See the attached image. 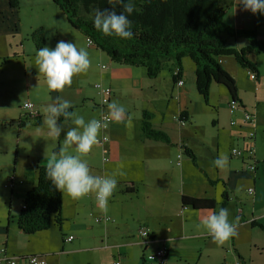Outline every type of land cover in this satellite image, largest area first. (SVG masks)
<instances>
[{"label":"rangeland","instance_id":"obj_1","mask_svg":"<svg viewBox=\"0 0 264 264\" xmlns=\"http://www.w3.org/2000/svg\"><path fill=\"white\" fill-rule=\"evenodd\" d=\"M18 1L20 27L23 28L21 46L18 45V40L12 37L9 40L7 37L0 39V50L4 52L0 56V244H5L11 253H17L16 248L24 249L22 254L38 249L42 255H52L53 264H141L143 246L138 232L144 230V222H138L136 218L131 219L129 213L136 215L138 211L137 216L149 215L150 219H153L152 214L158 210L161 202L166 203L165 209L176 213L180 209V195L183 191L187 195L209 196L213 192V186H210L207 180L220 179L226 182L229 179L232 185V188L228 189L231 199L226 208L229 210V221L236 223L237 235L219 244L208 234L203 225L204 219L197 220V214H194L196 219L182 220V232L179 234H191L196 239H175L176 242L186 245L185 250L190 258L178 264H201L208 254L206 251L211 253V264H231L238 261L234 250L246 264H264V167L259 169L260 173L256 171L253 175L240 159L230 156L232 149H245L244 144L250 133L254 134V155L257 158L264 156V88L258 87L248 79V70L240 68L233 57H222L223 68L228 70L235 80L246 110L253 115L255 128L251 129L230 124V121L244 117V113L238 110L235 114H230L231 101L224 86L212 84L207 102L203 100L195 88L191 73L193 63L189 58L183 57L186 67L185 79L191 88H188L186 96L185 109L188 118L180 116V119H185L184 125L181 126L175 120L178 116L176 101L169 100L163 85L164 81L170 82L169 68L172 75V71L177 67L172 60L167 62L161 71V86L156 87V93L148 88L141 93L124 97L122 91L125 87L117 86L116 81L112 85L106 83L108 73L111 74L109 66L111 64L110 67H116V63L109 62L105 54H99L100 50L96 52V49L88 47L80 32L73 28H64L68 24L67 20L56 5L47 0H38L34 6H30L29 0ZM248 12L251 19H254L253 25L250 26H255L259 41L264 43V15ZM253 15L255 18H252ZM223 20L227 24H233L232 12H227ZM33 25L36 29L42 25L47 27L44 46L55 48L58 41L73 39L78 48L88 52L91 62L88 71L74 76L71 85L61 92L48 89L45 78L35 63L37 51L31 37L35 30H31ZM56 32L64 37L58 39ZM221 37L227 48L248 44L244 38L234 39L227 35ZM6 53L10 55L8 58ZM249 56L260 73V83L264 82V51ZM139 69L144 71L142 67ZM104 76L105 80L102 78ZM143 78L151 85L152 79L144 75ZM97 84L109 87L115 92L110 98V104L115 102L124 108L128 122L134 124L130 133L136 130L135 135H138L137 121L142 110L148 111L149 114L157 112L153 123L158 124L163 117L162 124L168 130L166 134L169 140L177 145L167 148L165 156L162 157L163 164L159 166L161 161L157 155L159 150L156 148L162 145L166 147V144L152 142L150 139L140 140L138 136L134 141L129 134L108 133L106 141L96 143L91 151L81 158L87 162L93 174L116 176L117 188L109 199L106 212L109 217L114 218L115 223H95V218L103 212L99 209L94 195L74 200L62 193L63 222L60 228L52 225L46 231L25 235L17 228L16 219L26 190L31 188V177L34 175L37 178L36 166L42 165L43 159L58 156L61 152L76 154L75 146L63 141L67 128L74 125L71 121L63 122L65 129L59 138L48 135L44 124L45 108L59 96L70 101L73 111L83 116L86 121L96 118L100 113L97 110L100 103L98 91L95 89ZM257 98L261 100L259 103ZM25 102L38 109L41 116L39 126L22 110ZM154 107L158 110L153 109ZM256 121H259L258 128ZM19 122L24 125L19 127ZM180 144H185L194 153L195 165L180 151ZM222 152L229 156V165L223 170L217 169L213 164ZM178 154L180 159L176 158ZM245 163L249 164L248 161ZM10 176L15 178L12 193L11 189L6 187ZM180 176H183L181 183ZM253 177L254 181H260L256 182L255 186ZM130 183H133L136 189L134 194L118 192L119 188L124 191V186H130ZM219 189L220 184L215 190ZM248 189L252 190V196L248 194ZM147 205L152 210L148 211L149 213L146 212ZM179 219L174 220V223ZM251 221L256 224H251ZM60 231L64 237L69 234L74 237L73 243H64L63 252H60ZM199 232L202 235H196ZM199 260L201 261L198 262Z\"/></svg>","mask_w":264,"mask_h":264},{"label":"trees","instance_id":"obj_2","mask_svg":"<svg viewBox=\"0 0 264 264\" xmlns=\"http://www.w3.org/2000/svg\"><path fill=\"white\" fill-rule=\"evenodd\" d=\"M52 2L65 15L67 23L78 30L85 37V41L86 38L90 39L91 46L103 52L111 62L142 67L150 79L157 77L164 65L172 60L180 70L178 76L173 73L171 75L173 84H176L181 75V60L183 57L189 58L194 64L196 91L205 102L212 84L226 88L231 104L239 102L236 82L222 67V57L231 56L239 67L258 74L256 65L249 59V55L264 51V43L259 41L255 29H237L224 22L223 18L233 3L227 4L224 0H134L135 10L129 16L133 36L131 39L121 40L115 36H105L93 26L97 10H116L117 13L122 10L123 6L117 4L116 0H52ZM10 6L16 7V0H10ZM222 35L234 39L244 38L248 44L240 49L227 48ZM44 36L42 27L31 33L36 51L44 47ZM69 111L73 109L70 108ZM27 117L34 119L36 126L40 125L39 114L34 117L28 114ZM150 120L151 114L143 111L140 121L143 138L171 145L165 132L154 128ZM63 121L68 120L60 117V122ZM23 125V122H19V127ZM253 137L254 134L250 133L249 139ZM184 150L191 163L195 165L193 153L188 149ZM237 152L239 154L231 153V156L242 158L244 162L252 161L251 146ZM249 166H253L254 170L250 171ZM35 170L36 182L26 191L22 202L24 208L21 207L16 219L17 228L28 236L45 231L52 225L60 228L63 222L62 191L57 190L47 177V165H37ZM247 170L254 173L256 164H248ZM10 177L7 183H10ZM14 185L15 183L10 189H13ZM126 192L135 193V189L130 185ZM222 197L224 200L220 208H224L227 201L225 194ZM180 203L196 210H209L215 206L212 199L188 196H181ZM149 236L150 234L148 238Z\"/></svg>","mask_w":264,"mask_h":264},{"label":"crops","instance_id":"obj_3","mask_svg":"<svg viewBox=\"0 0 264 264\" xmlns=\"http://www.w3.org/2000/svg\"><path fill=\"white\" fill-rule=\"evenodd\" d=\"M47 1L53 3L52 0H47ZM37 2H38V0H29L30 6H34L35 3H37ZM225 3H227V4L228 3H233V5L227 10L228 13L232 12V16H233V24H229V25H231L232 27L237 28V29H242V28L254 29L255 28V26H250V25H253L252 22L254 23V19L252 20L251 17L247 14L249 12L244 10L243 7L240 5L241 4V0H238V1L226 0ZM19 4H20L19 1L17 2V0H16V7H14V9H12L11 6H10V0H0V39H3V38L7 37V40H9V38L12 37L13 39L18 40V45L21 46V41L22 40H20V37H22V35H23L22 34L23 28L20 27L21 26V23H20L21 19L18 16ZM252 18H255V16L253 15ZM65 20H66V18H65ZM34 25H36V24H34ZM34 25L31 26V30H34V29L36 30L37 27H35ZM41 27H43L44 34L46 36L47 31H48L47 27H45L44 25H42ZM64 28H72V27L70 25L66 24L64 26ZM56 37L58 39H61V37H64V36L62 34L60 36L58 34V32H56ZM70 41L74 43L73 39H70ZM225 44H226V42H225ZM244 46H246V45H243V46H240V47L237 46L236 49H240V48H242ZM88 47L94 48L93 46H88ZM94 49H96V48H94ZM96 52H100V51L98 49H96ZM2 54H4V52H2L0 50V56ZM99 54H104V53L101 52ZM6 55H7V53H6ZM9 56L10 55H7V58ZM249 59H250V56H249ZM14 60H16V59H14ZM109 62H111V61L109 60ZM116 65H117L116 67H110L111 66V64H110L109 68H110V73L111 74L108 73L106 83L108 85H112V84H114L113 82L116 81L115 83H116L117 86H122L123 88L125 87V89L122 91V94H123L124 97L128 96L130 94H137L138 92L141 93L144 89H148V88L150 90H152L153 93H156V87H160L161 86V82L159 81V77L161 76L162 72L157 77L152 78L151 85H149V84H147L144 81V78H143V75L146 76L145 69H143L144 71H141L142 69H139L140 67H131V66H124V65H119V64H116ZM192 65H193V67L191 69V73L193 75V80L195 82L194 64H192ZM221 65H222V67H224L223 66V60H221ZM185 68H186L185 67V63H184V61L182 59V61H181V75H180V78H181L183 84L181 86H177L175 83L173 84L172 79H171V68H169L170 70L168 71L169 72V76H170L169 77L170 78V82L169 81H164L163 85L165 86L164 90L169 95V100L170 101H172V100L176 101L177 110H178V114H176V115H178V116L181 115V116H183V117H185L187 119L188 118V112L185 109L186 108V102H187L186 96L188 95V88H191V86L188 85V83L186 82V79H185L186 78ZM257 72H258V74H257L258 75V81H256V82L253 81V82H255L258 87L261 86L262 88H264L262 86V82L260 83L261 80H260V73H259L258 69H257ZM102 78L105 80V76L102 77ZM121 82H123V84ZM210 90H212V85H211V89ZM113 93L115 94V92L112 90V94ZM98 95H99V93H98ZM237 96H238V100H239V102H237L238 103L237 104V109H235L233 112H230V110H229L230 114H235L236 113L235 111H238V110H240V112H242V113H248V111L245 108L244 102L241 100V98L239 96L238 89H237ZM256 101H257V103H259L261 100H260V98H257ZM109 105H110V102H109V104L106 107L101 106L100 103H99V106H98L99 108L97 109V110L100 111V113L97 115L96 119L102 114H108L112 118V121H111L109 127L106 129L107 131L106 130L101 131L99 136H101V135H106L107 136L108 133L111 134V135L113 133H116L118 135L119 134L120 135L121 134L122 135H128L129 134L132 140H134L137 136H138V138L140 140H145L143 138L141 130H140V121H141V118H142V112L144 110L141 111L140 119L137 121L139 132H138V135L136 136L135 135L136 130L133 133H130V130L132 128H134V124L128 122V117H127V113H125V110H124L123 113H120L117 116L115 114H111L110 113V110H109V107H108ZM153 109H157V108L154 107ZM37 111H38V109H37ZM155 113H157V112H155ZM155 113H153V112L151 113V120H150L151 124L153 125L154 128L162 130L163 132H165V134H166V132L168 133V130L162 124L163 117H162V119H160L158 124L155 125L153 123L154 119L156 118V114ZM124 114L126 115V117H124ZM250 115L252 117V122L251 123H245L243 121V119H242L243 117H241L239 120L230 121V123L234 122L233 125H236L238 127L247 126L250 129L251 128H255V122L253 120V115L252 114H250ZM173 117H174V115L172 116V118ZM40 118H41V116H40ZM68 121H70V120H68ZM68 121H63V122H68ZM63 122H61V123H63ZM178 124H180V123L178 122ZM256 125H257V128H258L259 127V121H256ZM140 142L142 143V141H140ZM170 142H171V145H167V144L165 145L164 144L166 147H164L162 145V146H157V148H156V149L159 150L157 155H158V157H159V159L161 161V163L158 164L159 166L163 164L162 157L165 156V153L168 150L167 148L177 145V144H175L172 141H170ZM156 143H158V142H156ZM253 144H254V139H249V136H248V140L245 141L244 146L245 147L246 146H251L253 148ZM103 145H105V144H103ZM110 146L112 147L113 144L111 143ZM179 149L184 155H186L184 149H188V150L191 151V149L189 147H186L185 144H180ZM252 153H253L252 161H248V162H249V164L250 163H255L256 164V170L253 173V175H254V174H256V171H259L260 168H261V170L263 169V167H264V156H262L261 158L260 157L257 158L254 155V149H253ZM193 155H194V153H193ZM230 156H231V152H230ZM180 157H181L180 154L176 155L177 159H180ZM245 157H247V156L245 155ZM50 159L51 158L43 159L41 164L42 165H47L48 161ZM165 159H167V157ZM188 160H190V159L188 158ZM240 160H241V162L244 164V166L247 169V163H245L242 158H240ZM259 161H261V163ZM177 163L179 164L180 162H177ZM259 173H260V171H259ZM233 174L236 175L235 172ZM180 177H181V179H180V183H181V181L183 179V176H180ZM254 179H255V177H253V185L255 186L256 182L259 183L260 181H258L257 179L254 181ZM35 182H36V178L33 175L31 177V179H30V183H31L30 187H32ZM207 182H208V184L210 186H213V188H212L213 192H212V194H209V196H207L206 194H203V195L189 194V195H187V194H184V191H183L182 194L180 195V197L181 196H188V197H192V198H208V199H212L215 202V206H214V208L212 210L218 212V210L220 209V204L224 200L222 196H223V194H225L226 198H227L226 199L227 201H226V205H225L224 208H226L228 206V203H229L230 199H231V196H230V194L228 192V189H231L232 185H231V182L229 181V179H227L226 182H224V181H222L220 179L207 180ZM218 184H220V189L218 191H216L215 188H216V186ZM130 185L132 187L134 186L133 183H130ZM6 187L9 189L7 181H6ZM128 187L129 186H127V185L124 186V191H123L122 188L121 189L119 188L118 192L119 193H126L127 195L134 194V193L126 192ZM14 188H15V185H14ZM14 188L11 189V191H10L11 193L14 192ZM29 189H27L26 191H28ZM135 192H136V189H135ZM205 192H206V190L204 191V193ZM250 196H252V195H250ZM165 205H166V203L161 202V204L158 206V210L152 214L154 216V217H152L153 219H150L149 215H147L145 217H142L141 215L137 216L138 211H136L137 212L136 215L134 213H129V215H130L129 217L131 219H135L136 218L137 221L141 222V223L143 221L144 222V223H142V225L144 227L143 229L146 228L145 230H147L149 232V234H150L148 239L142 238L138 234V236L141 239V244L143 246V249H142V252H141V255H142L141 256L142 257L141 264H150L148 261L145 260L146 256L149 255V254H152L156 250L162 249V248H165L167 250V263L166 264H178L182 260L183 261H188V259H190V258L187 256L188 252L185 250L186 249V245L183 242H178V241L176 242L175 239H177V237H186L185 239L192 240L194 238L196 239V237L192 236L191 234H186V233L185 234H179L180 232H182V220H186L188 218H195L196 219V217H194V214H197L196 215L197 216V220H203L209 214L208 210H200V209L196 210V209H193L192 207H189V206H182L180 202H179L180 209H178V211L176 213H174V211L171 212V210L165 209ZM147 208H148L147 211H146L147 213H149L148 211H152L151 207L149 205H147ZM99 217L101 218V221L100 222H95L97 224H100V223H103V224H108V223L114 224L115 223L114 218L109 217L105 212L100 214ZM104 217H109V221L105 222L103 220ZM178 218H180V219L175 224L174 220H177ZM251 224H254V221H251ZM196 235H202V234H201V232H199V233H196ZM205 235H207V234H205ZM68 237H72V240L71 241H67ZM60 239H61L60 252H63V250H64V243H73V241H74V237L71 234H69L67 237H64V235L62 234L61 231H60ZM0 246H2L5 249V253H6L7 256L25 257V256H29V255H40V256H43L45 258V260L47 261L48 264H53L51 262V256L52 255H47V256L42 255V254H40L41 252L38 249L37 250H31L28 253L22 254L24 252L23 251L24 249L22 250V248L21 249L16 248V251H18V252L17 253H11V252H9V250L7 249L5 244H2V245L0 244ZM232 247H233V244H232ZM147 250L150 253L147 252ZM234 252L236 253V256H237V258H236V260H238L237 262H239V263L242 262L241 264H246V262L239 255H237V252L235 250H234ZM206 253H208L207 256H206V259H205L204 262H201V264H211L212 263L211 253H209L208 251H206ZM200 261L201 260H199L198 262H200ZM118 264H119V262H118ZM231 264H233V263H231Z\"/></svg>","mask_w":264,"mask_h":264},{"label":"clouds","instance_id":"obj_4","mask_svg":"<svg viewBox=\"0 0 264 264\" xmlns=\"http://www.w3.org/2000/svg\"><path fill=\"white\" fill-rule=\"evenodd\" d=\"M116 2L123 6L122 10L119 13L109 9L97 10L93 26L105 36H115L121 40L131 39L133 30L129 16L135 10L134 0H116ZM240 5L254 15H264V0H241ZM35 63L39 72L43 74L48 89L61 92L66 86L71 85L74 76L87 72L91 62L86 50L78 48L71 41L60 40L55 48L44 46L38 49ZM71 107L70 101L58 96L45 108L44 124L48 135L59 138L64 132L65 128L60 122V117L70 120L74 125L67 128L63 141L65 144L74 145L76 152V154L61 152L58 156L53 155L47 164V177L57 190L74 200L94 195L99 209L106 213L109 199L117 188V178L115 175L93 174L81 156L91 151L98 142L102 128L107 124L104 119L92 118L86 121L75 111H69ZM108 107L110 113L117 116L124 112V108L115 102ZM213 164L217 169H226L229 165L228 154L220 153ZM208 211L209 214L204 218L203 225L215 242L223 244L237 235L236 223L229 221L227 208H220L218 212L212 209Z\"/></svg>","mask_w":264,"mask_h":264},{"label":"built area","instance_id":"obj_5","mask_svg":"<svg viewBox=\"0 0 264 264\" xmlns=\"http://www.w3.org/2000/svg\"><path fill=\"white\" fill-rule=\"evenodd\" d=\"M86 44L88 46H91L92 45L91 40L86 38ZM101 68L104 69L105 67L101 66ZM179 72H180V70L178 68H175L173 70V75L178 76ZM248 78L251 81H255V82L258 81V77L255 74V72H253V71H248ZM182 84H183V82L179 78L176 82V85L181 86ZM262 86L264 87V82H262ZM95 89H97V91L99 93L100 105L103 107H106L109 104L110 98L112 95L111 89L109 87H103L100 84L95 85ZM22 109L24 111H26L27 114H30L32 117L38 115L37 108L29 102H25L22 105ZM235 109H237V104L232 103L229 105L230 112H233ZM97 119H104L105 123L107 124V126L102 128L101 131L106 130L112 121L111 116H109L108 114H102ZM175 120H177L181 126L184 125V119H180V116L175 117ZM243 121L245 123H251L252 122L251 115L248 113H244ZM231 124L233 125L234 122H231ZM106 140H107V136L101 135L98 138L97 143H102ZM231 153L232 154H239V152H237V150H235V149H233L231 151ZM249 170L253 171L254 167L249 166ZM9 181H10V183H8V187L12 188L13 184H14V183H12L14 181V178L11 176ZM248 193L251 194L252 193L251 190H248ZM21 207L24 208L23 205ZM100 220L101 219H99V221ZM103 220L108 221L109 218L105 217ZM139 233H140L141 237H147L148 236L147 231H140ZM71 240H72V237H68L67 241H71ZM146 261H148L150 264H166L167 263V250L165 248H162V249L155 251L154 253H152L146 257ZM0 264H48V263L45 260V258L43 256H40V255H29V256H25V257L7 256L5 253V249L0 246ZM233 264H240V263L235 262Z\"/></svg>","mask_w":264,"mask_h":264},{"label":"bare ground","instance_id":"obj_6","mask_svg":"<svg viewBox=\"0 0 264 264\" xmlns=\"http://www.w3.org/2000/svg\"><path fill=\"white\" fill-rule=\"evenodd\" d=\"M248 190H251V189H248ZM251 192H252V190H251ZM248 194H249V193H248ZM252 194H253V192H252L251 194H249V195H252ZM104 218H105V217H104ZM107 218H108V217H107ZM99 219H101V218H100V217H97V218L95 219V222H100L101 220L99 221ZM108 221H109V220H108ZM105 222H107V221H105ZM140 231H147V230H139V232H140ZM139 232H138V233H139ZM147 233H148V231H147ZM139 235H140V233H139ZM148 235H149V233H148ZM140 236H141V235H140ZM142 238L147 239L148 236H147V237H142ZM1 247H2V246H1ZM158 250H159V249H158ZM156 251H157V250H156ZM149 255H150V254H149ZM147 256H148V255H147ZM147 256H146V257H147ZM145 260H146V259H145Z\"/></svg>","mask_w":264,"mask_h":264}]
</instances>
